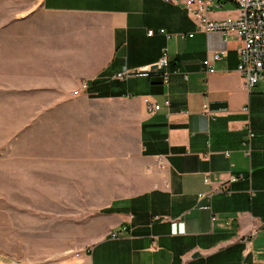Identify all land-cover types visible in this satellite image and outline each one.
Instances as JSON below:
<instances>
[{
  "label": "crops",
  "instance_id": "crops-1",
  "mask_svg": "<svg viewBox=\"0 0 264 264\" xmlns=\"http://www.w3.org/2000/svg\"><path fill=\"white\" fill-rule=\"evenodd\" d=\"M239 9L224 0L210 17ZM240 45L165 0L16 11L0 22V185L88 198L102 226L83 264H264V94L245 85Z\"/></svg>",
  "mask_w": 264,
  "mask_h": 264
},
{
  "label": "rangeland",
  "instance_id": "rangeland-1",
  "mask_svg": "<svg viewBox=\"0 0 264 264\" xmlns=\"http://www.w3.org/2000/svg\"><path fill=\"white\" fill-rule=\"evenodd\" d=\"M38 2L0 0V22ZM41 190L0 185V264H83L82 254L101 237L97 212L88 198L73 204L41 198Z\"/></svg>",
  "mask_w": 264,
  "mask_h": 264
},
{
  "label": "built area",
  "instance_id": "built-area-1",
  "mask_svg": "<svg viewBox=\"0 0 264 264\" xmlns=\"http://www.w3.org/2000/svg\"><path fill=\"white\" fill-rule=\"evenodd\" d=\"M167 2H174L178 4H183L187 7L188 11L191 13L192 17L198 25L199 31L202 32H212L220 31L225 35L231 32L237 34L241 40V45L238 48L239 53V72L242 74L245 85L247 88L252 89L259 83L262 84L263 94H264V0H238L240 4L239 16L234 19H225L215 21L210 17V13L215 8H221L223 6L224 0H165ZM168 38L172 39L174 37L185 38L186 34H170L165 29L161 30ZM152 36L155 34L153 30L149 32ZM190 34L189 36H193ZM225 52L216 51L213 52L205 61L207 70L209 73L216 71L215 62L222 58ZM168 59L167 53H165L162 61ZM161 61V62H162ZM161 65V64H159ZM153 68L148 67L147 70L151 71ZM134 72L119 73L116 75L117 78L126 79ZM170 81V74L165 76V84ZM86 87V84L83 85ZM79 91H74L73 94L77 95ZM148 104V109L150 112L157 111L162 108L159 103L150 102L149 99L146 100ZM205 112L210 113V108L208 104L204 106ZM254 134L250 132L249 137L245 143L248 147L247 154H251V140ZM207 158V155H205ZM238 177L233 176L231 181H236ZM209 181V179H206ZM207 208H210L207 206ZM126 232V228L116 230L112 233V237L116 238L122 236ZM257 231L247 238L246 252L250 251V244L256 236Z\"/></svg>",
  "mask_w": 264,
  "mask_h": 264
},
{
  "label": "water",
  "instance_id": "water-1",
  "mask_svg": "<svg viewBox=\"0 0 264 264\" xmlns=\"http://www.w3.org/2000/svg\"><path fill=\"white\" fill-rule=\"evenodd\" d=\"M147 69V68H146Z\"/></svg>",
  "mask_w": 264,
  "mask_h": 264
}]
</instances>
